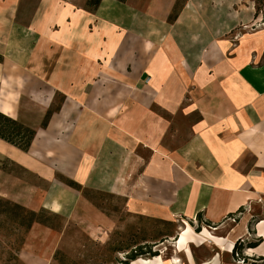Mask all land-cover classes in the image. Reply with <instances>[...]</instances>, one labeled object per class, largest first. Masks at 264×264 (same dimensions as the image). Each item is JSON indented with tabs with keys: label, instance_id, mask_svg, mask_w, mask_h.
<instances>
[{
	"label": "crops",
	"instance_id": "obj_1",
	"mask_svg": "<svg viewBox=\"0 0 264 264\" xmlns=\"http://www.w3.org/2000/svg\"><path fill=\"white\" fill-rule=\"evenodd\" d=\"M19 1L0 0V113L35 136L28 151L0 139V186H16L0 197L105 240L109 264L146 246L160 255L131 264H222L238 241L264 259V14L40 0L22 27ZM162 224L184 226L170 257ZM36 229L53 231L35 223L24 244ZM207 243L220 253L197 261Z\"/></svg>",
	"mask_w": 264,
	"mask_h": 264
},
{
	"label": "rangeland",
	"instance_id": "obj_2",
	"mask_svg": "<svg viewBox=\"0 0 264 264\" xmlns=\"http://www.w3.org/2000/svg\"><path fill=\"white\" fill-rule=\"evenodd\" d=\"M39 2L40 0L19 1L18 8L15 9L19 25L27 27L30 24L33 14L37 11V5ZM242 5L243 11L246 10L245 7L252 8L254 6L258 14H264V0H242ZM181 139L184 140L186 138L179 137L178 141L181 142ZM5 161L0 159L1 166L4 165ZM10 167L11 170H16L14 165ZM5 169L10 170L8 166ZM17 173H19L18 170ZM5 185L7 188L0 186V189L8 191V186L16 187L15 184L13 185L11 183L10 185L8 180H6ZM0 198L4 197L2 196ZM102 207H105L104 203L102 204ZM43 218L46 223L58 228L52 229L53 231L36 229L34 233L31 234L27 244H24L23 241L25 235L23 231L1 230L0 264H109L113 261L112 250L105 247V240L100 241L94 239V237H91L88 233H83L72 220L67 222L63 218L61 219L59 217L57 219L48 215L43 216ZM232 219H235V216L231 217V221ZM235 220L237 221V218ZM188 225L189 224L186 226ZM203 227L210 232H212L211 228H216L215 226H207L204 223ZM160 228L163 235H173L172 238H170L171 240H169L171 245L167 244L165 247L161 248L163 256L170 257L175 250V248L172 247V244L175 242L174 239L178 237L177 233H180L184 226L183 228H175L174 225L162 224ZM192 228L196 233L202 231L201 226H192ZM164 243L165 242H162V245ZM209 246L208 249H201L199 251V255L201 256L199 259L198 253L195 252L197 261L204 260L203 263H207V261H211L220 253L218 248L213 244H210ZM246 247V245L239 247V256L242 258L245 257L244 253L247 249ZM231 256L230 262H227V257L222 256V264H261V261L255 258H247L248 261L246 263H241L242 260L239 261L241 257L239 258L233 253ZM24 259L27 263L23 261Z\"/></svg>",
	"mask_w": 264,
	"mask_h": 264
},
{
	"label": "trees",
	"instance_id": "obj_3",
	"mask_svg": "<svg viewBox=\"0 0 264 264\" xmlns=\"http://www.w3.org/2000/svg\"><path fill=\"white\" fill-rule=\"evenodd\" d=\"M102 0H88V6L92 9L97 8ZM120 2H125L126 0H118ZM174 18V16H173ZM1 62V60H0ZM49 116H47L46 120L43 123V126L47 125V122L49 120ZM35 136V131L25 128L18 122L14 121L10 117L0 113V139L17 146L23 151H28L33 139ZM48 215L53 218H59V216L55 214H51L47 211H40V212H34L30 211L23 206L14 203L12 201L0 198V232L1 230H15L18 232L23 231L24 232V242L26 239V236L28 235L29 231L31 230L32 226L37 223L41 224L43 226L49 227L51 229H57L58 227H55L53 225H50L44 221L43 216ZM198 220L200 224L202 223V217L199 216ZM207 226H212L208 222H203ZM200 229V228H199ZM246 245L242 241H238L236 245L233 248V254L237 255L239 258V250L240 246ZM258 245V242L249 243L247 244L246 248H254ZM159 252H154L150 247H145V250L143 248H138L135 250V252L128 255L125 261L121 262V264H131L133 261L140 259V258H154L159 256ZM240 260H242L244 263H246L247 257H241ZM261 262L264 261L263 258L258 259ZM18 264V263H17Z\"/></svg>",
	"mask_w": 264,
	"mask_h": 264
},
{
	"label": "bare ground",
	"instance_id": "obj_4",
	"mask_svg": "<svg viewBox=\"0 0 264 264\" xmlns=\"http://www.w3.org/2000/svg\"><path fill=\"white\" fill-rule=\"evenodd\" d=\"M13 148V147H12ZM6 152H8V151H6ZM7 154V153H6ZM190 230V227H189V225L187 226V230H185L184 232H183V235H182V240H183V238L185 237V234L187 233V231H189Z\"/></svg>",
	"mask_w": 264,
	"mask_h": 264
},
{
	"label": "built area",
	"instance_id": "obj_5",
	"mask_svg": "<svg viewBox=\"0 0 264 264\" xmlns=\"http://www.w3.org/2000/svg\"><path fill=\"white\" fill-rule=\"evenodd\" d=\"M235 219H236V217H235ZM235 219H232V221L233 222H236V220ZM239 261H241V260H239ZM241 263H244L243 261H241Z\"/></svg>",
	"mask_w": 264,
	"mask_h": 264
}]
</instances>
